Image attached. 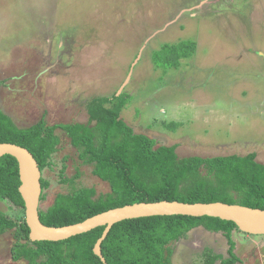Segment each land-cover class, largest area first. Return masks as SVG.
Instances as JSON below:
<instances>
[{"label": "rangeland", "instance_id": "374dc122", "mask_svg": "<svg viewBox=\"0 0 264 264\" xmlns=\"http://www.w3.org/2000/svg\"><path fill=\"white\" fill-rule=\"evenodd\" d=\"M180 42L196 44L191 58L159 56ZM0 80L1 108L21 128L43 116L85 124L93 99L123 94V121L180 158L256 153L264 165V0H0ZM57 134L40 209L70 189L59 183L64 158L67 177L80 167L78 187L110 192ZM233 238L236 264H264V236ZM13 243L12 232L0 237V264H27L12 260ZM173 248V264H206L205 250L228 257L224 235L204 228Z\"/></svg>", "mask_w": 264, "mask_h": 264}, {"label": "trees", "instance_id": "16d2710c", "mask_svg": "<svg viewBox=\"0 0 264 264\" xmlns=\"http://www.w3.org/2000/svg\"><path fill=\"white\" fill-rule=\"evenodd\" d=\"M161 52L173 58H191L196 50L193 42L166 45ZM159 52L156 53V55ZM155 55V56H156ZM166 65V64H165ZM170 65V64H169ZM172 66V64H171ZM4 81L0 80V87ZM129 100L122 94L112 98H96L87 105V123L49 125L46 116L27 128H21L0 105V143L27 149L36 159L42 173L54 167L62 131L76 149L82 166H91L92 175L107 183L110 192L98 194L92 187H78L82 177L77 167L72 177L66 176L67 158L59 170V183L68 185L67 193L57 194L53 204L40 210L42 223L64 227L81 223L109 210L137 203L162 201L225 203L264 210V165L256 153L242 155L199 156L180 158L177 145L157 146L147 135L137 134L121 118ZM178 125L166 126L174 131ZM21 185L17 160L9 155L0 158V201L10 204L9 212L0 210V237L12 232L14 243L10 254L14 262L27 264H104L94 247L105 227L65 241L32 242L25 220V203L19 192ZM41 201L51 183L42 177ZM197 228L222 233L227 240L228 257L205 250L206 264H236L234 232L237 225L218 218L157 216L126 220L115 224L102 244L108 264H173V246Z\"/></svg>", "mask_w": 264, "mask_h": 264}, {"label": "water", "instance_id": "95a60500", "mask_svg": "<svg viewBox=\"0 0 264 264\" xmlns=\"http://www.w3.org/2000/svg\"><path fill=\"white\" fill-rule=\"evenodd\" d=\"M5 155L14 157L19 165L21 181L19 192L25 203V220L30 229L32 242L65 241L96 228L105 227L103 235L94 247V253L104 264H108L102 254V244L112 227L126 220L157 216L210 217L235 223L241 233L251 236H264V210L221 202L196 204L168 201L137 203L109 210L81 223L64 227H49L42 223L39 215L43 193L41 185L43 173L36 159L23 147L0 143V158Z\"/></svg>", "mask_w": 264, "mask_h": 264}]
</instances>
